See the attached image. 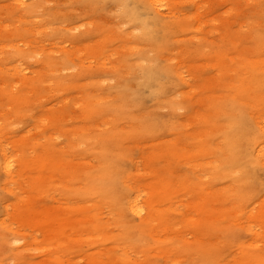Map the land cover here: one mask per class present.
<instances>
[{"label": "rangeland", "instance_id": "obj_1", "mask_svg": "<svg viewBox=\"0 0 264 264\" xmlns=\"http://www.w3.org/2000/svg\"><path fill=\"white\" fill-rule=\"evenodd\" d=\"M0 264H264V0H0Z\"/></svg>", "mask_w": 264, "mask_h": 264}, {"label": "bare ground", "instance_id": "obj_2", "mask_svg": "<svg viewBox=\"0 0 264 264\" xmlns=\"http://www.w3.org/2000/svg\"><path fill=\"white\" fill-rule=\"evenodd\" d=\"M152 3L156 6V7H162V5L164 4V0H151ZM153 6V5H152ZM251 87V86H250ZM3 151V150H2ZM3 158H4V168H5V171L8 173V174H12V165L7 162L6 158H5V153L3 152ZM233 170V169H232ZM234 171V170H233ZM130 210L132 212H134L136 215L140 216L142 214H144V210L143 208L141 207H138V204H137V201H133L131 202L130 204Z\"/></svg>", "mask_w": 264, "mask_h": 264}]
</instances>
